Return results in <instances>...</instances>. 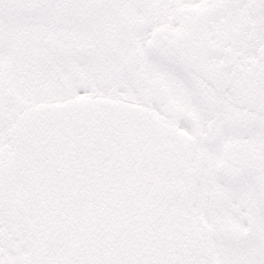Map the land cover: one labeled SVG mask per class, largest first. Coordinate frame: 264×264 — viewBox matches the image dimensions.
<instances>
[{"label":"snow or ice","instance_id":"6c2138e0","mask_svg":"<svg viewBox=\"0 0 264 264\" xmlns=\"http://www.w3.org/2000/svg\"><path fill=\"white\" fill-rule=\"evenodd\" d=\"M0 264H264V0H0Z\"/></svg>","mask_w":264,"mask_h":264}]
</instances>
